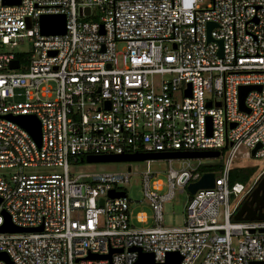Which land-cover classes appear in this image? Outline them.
<instances>
[{
	"label": "built area",
	"instance_id": "built-area-1",
	"mask_svg": "<svg viewBox=\"0 0 264 264\" xmlns=\"http://www.w3.org/2000/svg\"><path fill=\"white\" fill-rule=\"evenodd\" d=\"M4 1L0 227L8 216L16 227L41 231L0 233V253L12 264H137L139 253L155 264L171 253L180 264L264 262V221L234 220L264 170L250 186L229 182L240 147L264 157V0H211L206 9L202 0ZM44 15H64L65 35H42ZM24 38L33 53H19L29 56L21 68L6 47ZM13 61L18 69L9 68ZM244 87L254 89L241 109ZM20 116L39 121L40 147L9 119ZM209 152L222 159L214 187L190 195L180 228L162 225L163 204L175 192L189 194L202 176L201 162L190 161L201 159L169 167L166 183L142 174L153 226L140 229L123 189L130 169L70 175L87 157ZM38 167L58 172L24 173Z\"/></svg>",
	"mask_w": 264,
	"mask_h": 264
},
{
	"label": "rangeland",
	"instance_id": "rangeland-1",
	"mask_svg": "<svg viewBox=\"0 0 264 264\" xmlns=\"http://www.w3.org/2000/svg\"><path fill=\"white\" fill-rule=\"evenodd\" d=\"M211 0H202L199 2L200 9H206ZM6 49L15 54L19 53H33V46L28 39H23L22 42H18L15 47L11 45ZM185 160L173 159L171 164L168 160H152L151 162H132V163H97L87 164L78 161L77 164L70 166V175L77 177L79 175H99L106 173L125 174L130 169L129 183L123 186L124 191L127 194L129 200V209L132 216V225L137 228H148L153 226V221L150 220L153 215L152 210L144 197L142 191V174L148 172L153 173L155 178L166 183V175L169 167L174 170H180L184 167ZM184 162V163H183ZM201 162V165L205 166H219L222 164L221 158H205L201 160H191V166H197ZM232 169H250L252 170V177L244 184L250 186L254 179L264 170V157L254 158L246 156V149L240 147L237 150L235 157L232 160ZM57 169L53 168H31L24 169L25 174L29 175H41L48 173H57ZM217 172V171H216ZM210 173V172H205ZM190 195L186 192H175L173 198L163 204V223L165 228H180L184 225L185 208L188 203ZM234 204L230 205V208ZM140 213H145L149 220L140 224L136 221V216ZM233 244H236V240H233Z\"/></svg>",
	"mask_w": 264,
	"mask_h": 264
},
{
	"label": "water",
	"instance_id": "water-1",
	"mask_svg": "<svg viewBox=\"0 0 264 264\" xmlns=\"http://www.w3.org/2000/svg\"><path fill=\"white\" fill-rule=\"evenodd\" d=\"M4 5H19V0H5ZM86 13L88 11L86 10ZM40 32L44 36L58 35L62 36L66 33L65 16L64 15H44L40 17ZM215 27L213 24L207 26L208 33ZM211 40V39H210ZM221 47V42H218ZM221 55V50L219 52ZM49 55H55V52ZM18 61L10 63V69H18ZM253 87H244L240 89V107L243 109V101L246 94ZM189 93V90L188 92ZM209 106V105H208ZM23 128L31 138L37 143L38 147L41 146V127L39 121L33 116H20L16 118H9ZM255 150L252 151V157ZM219 153H197V154H153V155H130V156H106V157H87L82 163L97 164V163H132V162H144L150 160H166V159H205V158H217ZM214 187V175L212 173H206L201 178L187 187V192L193 196L198 190L212 189ZM110 198L123 197L121 193H115L110 191L108 193ZM102 205V201H100ZM235 221H264V176L258 182L256 188L251 194L250 200L243 203L239 211L234 216ZM41 229H22L14 226L8 216L5 217L4 224L0 227V233H32L38 232ZM139 252V251H138ZM110 256H92L90 259H109ZM182 258L176 254H167L164 264H180ZM0 261L5 264H12L8 256L4 253H0ZM137 264H155L152 254L139 253V259ZM251 264H264V262H253Z\"/></svg>",
	"mask_w": 264,
	"mask_h": 264
},
{
	"label": "trees",
	"instance_id": "trees-1",
	"mask_svg": "<svg viewBox=\"0 0 264 264\" xmlns=\"http://www.w3.org/2000/svg\"><path fill=\"white\" fill-rule=\"evenodd\" d=\"M15 57L16 59L19 60L21 64V68L24 67L23 64H25V66L26 64H28L29 56L27 54H16ZM218 170H219V166H205L204 167L203 165H201L198 168L199 174H203L205 172L216 174V171ZM251 175H252V170L250 169H245V170L232 169L230 173L229 182L231 185H233L234 183H245L252 177Z\"/></svg>",
	"mask_w": 264,
	"mask_h": 264
},
{
	"label": "clouds",
	"instance_id": "clouds-1",
	"mask_svg": "<svg viewBox=\"0 0 264 264\" xmlns=\"http://www.w3.org/2000/svg\"><path fill=\"white\" fill-rule=\"evenodd\" d=\"M150 161H152V160H150ZM147 162H148V161H147ZM203 174H206V173H203ZM203 174H202V175H203ZM212 174H213V173H212ZM213 175H214V174H213ZM189 195H190V194H189Z\"/></svg>",
	"mask_w": 264,
	"mask_h": 264
}]
</instances>
